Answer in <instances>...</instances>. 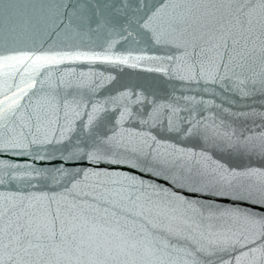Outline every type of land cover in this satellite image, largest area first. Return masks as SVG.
Returning a JSON list of instances; mask_svg holds the SVG:
<instances>
[{"label": "snow or ice", "instance_id": "snow-or-ice-1", "mask_svg": "<svg viewBox=\"0 0 264 264\" xmlns=\"http://www.w3.org/2000/svg\"><path fill=\"white\" fill-rule=\"evenodd\" d=\"M0 264H264V0H0Z\"/></svg>", "mask_w": 264, "mask_h": 264}, {"label": "water", "instance_id": "water-1", "mask_svg": "<svg viewBox=\"0 0 264 264\" xmlns=\"http://www.w3.org/2000/svg\"><path fill=\"white\" fill-rule=\"evenodd\" d=\"M137 71H143V70L141 69V70H137ZM9 158H14V157H9ZM232 163L233 164H249V163H251V164L258 165L259 164V161L256 160L255 158H253L251 161H249L247 158H244L242 160H233ZM83 164L85 166H88L87 165V161H84ZM158 182L160 184H162V185H166L167 184V182L163 178L158 179ZM205 198L206 199H210V197H205ZM220 202L221 203H225V204H230L231 203L229 200L224 199V198H220Z\"/></svg>", "mask_w": 264, "mask_h": 264}]
</instances>
